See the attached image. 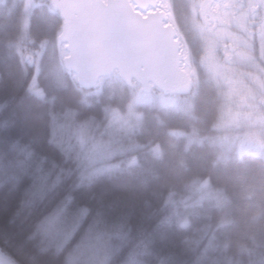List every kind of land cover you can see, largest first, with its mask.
Returning a JSON list of instances; mask_svg holds the SVG:
<instances>
[{
	"label": "trees",
	"instance_id": "obj_1",
	"mask_svg": "<svg viewBox=\"0 0 264 264\" xmlns=\"http://www.w3.org/2000/svg\"><path fill=\"white\" fill-rule=\"evenodd\" d=\"M172 2L188 91L118 77L85 87L62 54L67 0H0V250L15 264H264V152L242 148L244 128L220 127L224 89L240 78L216 77L198 29L222 20L212 0ZM262 11L247 35L228 23L230 36L251 41ZM256 38L239 47L244 63L219 42L217 64L264 87ZM142 88L177 104L139 103L130 129L110 128ZM97 140L90 160L82 144Z\"/></svg>",
	"mask_w": 264,
	"mask_h": 264
},
{
	"label": "flooded vegetation",
	"instance_id": "obj_2",
	"mask_svg": "<svg viewBox=\"0 0 264 264\" xmlns=\"http://www.w3.org/2000/svg\"><path fill=\"white\" fill-rule=\"evenodd\" d=\"M172 0H67L62 40L68 70L85 87L118 77L187 87L192 69Z\"/></svg>",
	"mask_w": 264,
	"mask_h": 264
},
{
	"label": "rangeland",
	"instance_id": "obj_3",
	"mask_svg": "<svg viewBox=\"0 0 264 264\" xmlns=\"http://www.w3.org/2000/svg\"><path fill=\"white\" fill-rule=\"evenodd\" d=\"M34 0H26V6L28 9L33 6ZM262 6V12L264 14V0H212V6L210 9L214 10L217 13V18L221 19L222 21H217L213 19L208 20V26L205 28H198L201 36L204 38L206 49H207V58L206 62L210 69L214 71L216 77L225 84L229 82L231 75L238 76L240 79L235 81L236 83L228 84L229 87H225L224 97L227 103V107L225 108V113L220 122V127L223 129H230L235 130L236 132H240L243 128L245 129L246 137L240 144L242 148L247 149L254 147L261 152H264V142H262V136L264 134V119L262 118L264 114V87H256L253 85L244 84L245 77L250 78L251 74L247 71H237V67L228 68L227 66H219L217 64V60L219 61L217 51L221 48L219 47V42L222 45L225 44L226 48H223L225 54L230 55L232 57V61H237V63H244L243 58L245 57L244 51H241L240 48L244 45L249 50H252L256 35V41H258V45L261 52H264V16L263 22L259 23L258 27H253L252 31L250 32V36L252 38L251 41L245 39L243 36L241 37H231L230 36V24L237 28L240 33L243 35H247V30L250 31L253 25H248L249 21H256L261 16V12H259V8ZM250 10V12H247ZM253 11V12H252ZM251 16V18H249ZM220 17V18H219ZM227 23V25H226ZM230 23V24H228ZM200 24V23H199ZM261 26V27H260ZM257 30V32H255ZM237 35V34H236ZM230 38L232 41H235L234 47H240L239 51L236 50L237 55L232 53L231 48L230 50L227 49L229 47V43H225L226 39ZM244 38L245 40H243ZM250 38V37H248ZM64 43L62 47V54L65 55V48ZM241 53V54H240ZM243 54V55H242ZM247 63L250 62L249 58L246 59ZM249 61V62H248ZM255 66V63H252ZM256 67V66H255ZM259 77V74L256 75ZM255 76L253 75L251 80L254 81ZM135 82H138L134 79ZM140 83V82H138ZM261 83V82H260ZM192 84V83H191ZM226 84V85H227ZM263 84V82H262ZM263 86V85H262ZM140 87V86H138ZM141 87H144L143 85ZM156 88V87H153ZM190 87H177V91H188ZM143 90V88H142ZM40 93L39 90L36 91ZM160 99L166 104H177L176 96H157L152 94L150 91H140L135 94L134 100L132 101L131 105L128 107L129 114H121L118 117L116 114L110 121V128H124L130 129L132 126V118L137 117L134 112L135 106L139 103H149L153 100ZM225 103V105H226ZM127 130H122L126 134H128ZM121 130H117L115 132H120ZM114 132V133H115ZM83 136H79L82 138ZM100 145V141L94 142L91 146H85L82 144V147L85 148V156L90 158V160H96L93 158L92 155H98L97 147ZM110 151V150H109ZM111 153V151H110Z\"/></svg>",
	"mask_w": 264,
	"mask_h": 264
},
{
	"label": "water",
	"instance_id": "obj_4",
	"mask_svg": "<svg viewBox=\"0 0 264 264\" xmlns=\"http://www.w3.org/2000/svg\"><path fill=\"white\" fill-rule=\"evenodd\" d=\"M0 264H15L9 256L0 250Z\"/></svg>",
	"mask_w": 264,
	"mask_h": 264
}]
</instances>
